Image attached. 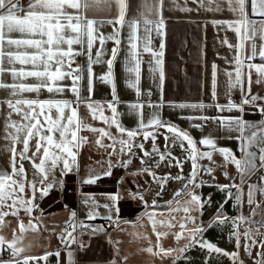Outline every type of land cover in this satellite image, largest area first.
I'll return each mask as SVG.
<instances>
[{
	"label": "snow or ice",
	"instance_id": "obj_1",
	"mask_svg": "<svg viewBox=\"0 0 264 264\" xmlns=\"http://www.w3.org/2000/svg\"><path fill=\"white\" fill-rule=\"evenodd\" d=\"M188 0H185V6H179L178 10L191 12L192 8L187 7ZM192 4L199 5L200 9L212 12H221L225 9L229 12L240 14V18L233 21H213V24L227 23L228 27L237 33L241 43L236 45L237 54L234 57L235 72H226L228 77V89L239 88L241 92V101L239 104L229 100L227 105H215L218 111L232 112L233 110L244 113L245 105L251 106L261 115L259 122H250L243 118V115L216 116L206 115L190 116L189 120L213 121L219 122V127L229 133L228 139H235L239 142L238 149L240 157L228 148H218L215 139L210 135L205 136L198 142L186 131L178 126L161 119L158 111L150 113L145 122L143 117V108L145 106L152 109H160L164 106L163 99L159 103H153L150 99L146 102L141 101V53L137 51V33L141 27L144 28L143 52L150 53L154 58L155 67L149 66L150 72H159L161 85L164 80V71L162 68L163 51L156 52L151 47L150 33L155 31L157 35H162L165 27L163 18L164 0H139L136 5L135 14L129 16L130 0H0V89L9 92V99L0 102V105H6L8 110L5 117V139L12 142L10 169L6 171L0 169V232L3 231L11 221L6 220L11 216L16 219L19 235L16 234L17 228L12 229L13 237L11 240L0 234V264H29L30 261L43 259L47 261L48 256L55 255L58 258L60 251L55 253H46L43 257L22 256L26 248L31 247L30 243L24 241V234L28 231H37L38 225L33 223L32 213L38 209L36 193L39 192L41 198L46 196L54 187H62V180L56 177V170L59 168L60 176H66L68 173L75 172L80 175L78 164L79 149L88 142V137L80 135L81 132H90L97 138L95 144L108 152L109 159L106 161H97L101 170L89 167L85 175L80 176L82 185H96L104 177L112 175V168L117 164L120 167L128 168L135 157V150L142 152L140 159L141 167L132 176L147 175L156 183L161 196L170 181H184L182 187L177 190L173 199L165 202L169 219L157 220L154 209L161 207L157 200L153 199L151 204L144 199V192H130L131 199L139 198L144 205V212L137 216L136 221L140 222L145 217L150 221L153 232L157 238L156 248L148 247L144 251L158 256L161 259L172 258V264H177L184 253L196 245L203 250L206 249L209 254L216 253L227 256L233 261V264H244L239 259V251L228 253L214 244L203 239L204 232L214 226H223L225 221L232 224V232L229 239L235 236L236 247L240 248L239 227L248 225L245 229L244 251L252 258L253 248L264 249V215L258 212L264 203V183L248 185L247 204L255 205L249 216L242 213L235 217H228L223 210V204L217 209L211 223L200 220L204 205L210 206L211 198L204 200L197 194L196 189L202 187L206 182L203 175H211L215 170V161L213 152H219L224 159L223 167L229 164L234 165L240 174L241 184L234 183V178L229 177L227 171L224 172L225 179L233 181L230 184L215 185L217 189L225 193V201L234 199L237 207L242 206L243 187L246 183L245 176H251L256 171L264 169V96L251 93V84L253 72L256 75L255 83L264 84V63H252L257 56L264 60V19L255 20L249 15L250 6L251 16L264 18V0H191ZM172 5H177V0H172ZM115 7V16L111 19H97L100 13H112ZM113 26V33L105 36L100 32V27L104 24ZM119 25V27H117ZM128 28V48L124 57V72L134 75V80L126 81V86L133 89L136 93V102L127 104L129 114L137 116V126L133 129L126 128L119 117L122 113L117 111V106L124 103L119 99L116 88L115 65L120 54V32L124 27ZM259 36L262 41L257 51L255 39ZM113 41L115 46L111 49L110 58L103 59L108 53L104 50L106 41ZM252 40L250 45L251 52L245 59H242L244 50V41ZM97 41L100 47L93 54L94 46ZM227 43V41H225ZM230 47H233L229 45ZM164 44H160V49ZM86 57V66L77 63V57ZM105 64L106 72L100 75L98 79L111 86V101H95L92 99L93 92V65ZM75 65V66H74ZM19 66V67H18ZM247 69V71H245ZM87 74V92L88 96L81 94V81ZM11 78V83L5 81V76ZM35 81L27 83L28 80ZM71 80V85L64 83ZM247 83V88H246ZM46 91L49 98L40 99V93ZM65 91H70L74 97L73 100L56 98L62 96ZM26 93H35L36 98H27ZM212 95L216 96V66L213 65L212 72ZM151 97V92H148ZM83 105L93 120H99L105 127H94L87 123L86 118L79 115V108ZM172 108H191L193 110H202L206 107L204 104H173L169 102ZM111 112V116L105 115V110ZM20 117L19 121L12 120V116ZM202 124H194L193 127L203 129ZM115 128L114 134L111 129ZM160 128H165L171 137L164 136L165 150L163 152L156 146L155 141L157 132ZM231 133H237L233 136ZM143 135L144 140L151 139L152 151L145 150L144 144H136L138 136ZM127 137L126 139L124 137ZM111 141L105 144L104 140ZM171 139V145L168 144ZM34 142V143H33ZM185 142L187 148H185ZM177 144L187 153L186 159L191 162V171L187 176L183 175V161L172 155L171 149ZM203 145L210 151H201L197 145ZM21 146L17 152V146ZM117 145L119 147L117 148ZM34 149V150H33ZM255 149V151H253ZM31 152V155L29 153ZM128 155L129 159L122 160L119 157ZM118 159L113 163L111 157ZM147 158V159H145ZM207 159L209 166H202L199 162ZM154 161L153 164L148 161ZM38 161V162H37ZM30 163L34 175L37 179H28L27 170L24 163ZM259 162V164L257 163ZM161 164L167 167H177L181 171L176 176L166 174L158 176L152 168H160ZM106 165V167H105ZM215 179V177H213ZM264 181V177L261 178ZM123 182V178H121ZM138 187H142L138 185ZM236 188L235 196L229 191ZM26 190L31 193L26 196ZM147 189H145V192ZM82 204L88 208L86 213L87 220H95L99 216L97 209L104 208L107 215L102 217L108 226L113 223L119 227L120 223H129L121 221L119 218V208L117 203L122 198V194L117 192L101 194L109 203L100 204L92 193H83ZM259 195L262 199L256 200ZM184 197L183 199H177ZM175 205V207H173ZM21 211L29 217L28 224L25 225L20 217ZM115 212V218L113 216ZM175 212H182L183 217L180 221L173 223L176 219ZM197 213L198 215H194ZM165 215L164 213L160 214ZM262 215L260 220L255 217ZM161 224L169 229L179 227V231L171 233L176 242L181 239L187 243L181 247L179 255L172 257V253L177 249H165L159 241L166 238L169 232H157V224ZM134 226V225H133ZM253 226L255 231H253ZM81 229V231H77ZM90 236L97 235L106 231L103 225H92L85 221L77 219V213H70L69 222L66 224L59 239L65 245L67 251V264H75L71 245L76 243L78 249L83 250L84 245L78 242V236L86 234ZM187 232V235H185ZM74 233H76L74 235ZM256 237H260L259 240ZM109 243L111 240L109 238ZM7 251L9 259L4 260L2 253ZM114 256L108 264H126L127 258H118L119 249L113 246ZM207 264V261H206ZM253 264H264V252H257L256 258H253Z\"/></svg>",
	"mask_w": 264,
	"mask_h": 264
},
{
	"label": "crops",
	"instance_id": "obj_2",
	"mask_svg": "<svg viewBox=\"0 0 264 264\" xmlns=\"http://www.w3.org/2000/svg\"><path fill=\"white\" fill-rule=\"evenodd\" d=\"M139 0H130V11L129 16L135 14L136 5ZM179 6H185V0H177V5H172V0H164L163 8V18L165 22V27L162 30V35H157L155 31L150 33L151 44L150 47L156 51H163V56L160 57L162 60V68L164 71V80L161 85L159 79V72H150L149 66L155 67L154 58L150 53L143 52V44L145 43L144 28L141 27L137 33L139 37L136 41L138 47L137 51L141 53V59L143 63L141 65V101L146 102L150 99L153 103H159L161 99L165 102L164 106L160 109H152L147 106L143 108V117L145 122L149 118V115L153 111H158L162 120L167 121L171 124L178 126L180 129L186 130L197 142L205 136H211L215 139L218 148H228L232 150L237 157H240V152L238 149L239 142L235 139H228L229 133L224 131L219 127V122H213L211 120L205 122L201 120H189L190 116H200L206 115L209 117L216 116H240L250 122H259L262 117L255 109L249 105H245V112L242 114L233 110L232 112L224 111L220 112L215 105H227L229 100L234 103L239 104L241 101V92L239 88L228 89V77L225 75L226 72H233V79L235 78V64L234 57L237 54L236 45L241 43L240 38L237 33L228 27L227 23L213 24V21H233L240 18L238 12L232 13L226 9L221 12L205 11L199 8V5L192 4L191 0H188L187 7L193 9L191 12H183L178 10ZM115 7H113L112 13H100L96 16L97 19H111L115 16ZM249 15L252 19L260 20L264 19L259 16H251L250 6L248 8ZM119 27V25H117ZM100 32L108 36L113 33V26L111 24L105 23L103 27H100ZM128 28L125 26L120 32V54L117 58L115 65V83L117 88V94L119 99L124 103L117 106V111L122 113L119 117L120 122L129 129H133L137 126L138 120L137 116L129 114L127 104L136 102V93L133 89L126 86V81L134 80V75L124 72L123 62L124 57L128 48L127 42ZM227 41V43H225ZM253 41H244V50L242 59H245L247 55L250 54V45ZM164 44V48L160 49V44ZM257 44V51H259L260 44L262 41L257 35L255 39ZM229 45L233 46L230 47ZM115 46L113 41H106L104 45V50L108 53L103 59L110 58L111 49ZM100 47L97 41L93 49V54ZM81 65L86 66V57L81 56ZM252 63H264L257 56ZM213 65L216 66V96L213 98L212 95V72ZM19 67V66H18ZM107 68L105 64H95L93 65V92L92 99L95 101H111L112 93L111 86L102 83L98 77L106 72ZM247 71V69H245ZM5 81L11 83V78L5 76ZM256 75L253 72L251 84V93L264 96V84L255 83ZM33 80H28L27 83H34ZM64 83L71 85V80H67ZM247 88V83H246ZM151 92V97L148 96V92ZM81 94L82 96H88L87 92V74L85 73V79L81 81ZM49 93L42 91L40 93V99L49 98ZM27 98H36L35 93H26ZM9 92L7 90L0 89V102L9 99ZM56 98H64L73 100L74 97L70 91H65L62 96H56ZM169 102L173 104H204L206 107L202 110H193L191 108H172L169 106ZM260 103H264L261 101ZM6 105H0V169L11 171L10 169V158H11V148L12 142L9 139H5V117L7 115ZM79 115L86 118L87 123L94 127H105L99 120H93L89 115L87 109L81 105L79 108ZM106 116H111V112L107 109L105 110ZM12 120L19 121L20 117L13 115ZM194 124H202L203 129L193 127ZM111 131L115 134L116 129L112 128ZM80 135L88 137V142L85 143L78 153V164L80 168V175L75 172L68 173L66 176L61 177L59 168L56 170V177L58 180H62L64 189L63 191L53 190L49 191L48 194L41 198L40 193H36V200L34 203L38 204V209L34 210L32 213L33 223L38 225L37 231H28L24 234V241L26 244L30 243L31 247L26 248V251L22 256H33V257H43L46 253H55L60 251L59 264H67L68 257L67 251L65 250V245L61 243L59 236L65 228L66 224L69 222L70 213L75 211L77 213V219L85 221L92 225H103L106 231L101 232L97 235L90 236L86 234L78 236V242L84 245L83 250L78 249L76 243L71 245V250L73 252V260L75 264H108V262L113 258V246L119 249L118 258L126 257V264H172V258L166 257L161 259L158 256L151 255L144 251L148 247H152L154 251H158L156 248L157 238L153 232L152 225L150 221L145 217L140 222L136 221L137 216L144 212V205L141 201L127 202L119 205V218L121 221H128L129 223H120L119 227L115 223L108 228L105 224V220L102 218L108 213L104 208H99V216L95 220H87L86 213L88 208L82 204L83 193H92L95 195L96 200L100 204L109 203L103 195L104 193L115 194L114 184L121 179L123 175H130V173L135 172L141 167L140 159L143 154L139 149L135 150V157L132 158L131 165L128 168L120 167L118 164L112 168V175L104 177L102 180L98 181L96 185H82L80 183V176L86 174L87 169L91 166L97 170H101L97 161H106L109 159L108 152L111 149L105 151L95 144L96 136L90 132H81ZM171 134L166 131L165 128H160L157 132V138L155 141L156 146L161 152L165 150V139L164 136ZM235 136L237 133H231ZM127 138L126 136L124 137ZM34 143V142H33ZM105 144L111 143L110 140L105 139ZM136 144L143 143L145 150L152 151V141L144 140L143 135H140L135 140ZM172 141L169 139L168 144L171 145ZM201 151H210L207 147L203 145H197ZM21 146H17V152L20 150ZM119 145H117V148ZM185 148H187V143L185 142ZM34 150V149H33ZM172 155L183 161V175L187 176L191 171V162L186 159L187 153L181 149L179 144L171 149ZM255 151V149H253ZM31 155V152L29 153ZM213 160L215 161V170L211 175L204 174L203 180L206 182L202 187L197 188V194L201 195L204 200L211 198L210 206L208 204L204 205L202 215H200V220L206 223H211L213 217L215 216L217 209L223 204V210L226 216L235 217L241 213L244 216H249L255 205L249 206L247 204V192L248 185L250 184H262L264 181L261 180L264 177L263 170L260 169L252 174L250 177L245 176L246 183L242 185L243 187V204L240 207L234 206V199H229L227 203L225 201V193L217 189L215 185L230 184L233 181L225 179L224 172L227 171L229 177L234 178V183L237 185L241 184L240 174L234 165L229 164L226 168L223 167L224 159L219 154V152H213ZM113 163L118 159L116 156L111 157ZM119 159L127 160L128 155L119 157ZM147 159V158H145ZM38 162V161H37ZM148 163L153 164L154 161L149 160ZM202 166H209L210 162L205 159L199 162ZM259 164V162H257ZM24 167L28 173V179H37L34 175L33 168L30 163L25 162ZM106 167V165H105ZM152 171L156 172L158 176H164L166 174H171L176 176L180 173V169L177 167H167L165 164H161L160 168H152ZM135 179L144 188V199L151 204L152 200H157L161 207L154 209L156 213L157 220H167L169 219L167 214V208L164 206L166 201L173 199L174 193L179 190L184 181H170L165 185V189L161 196H157V192H160L159 186L152 181V178L147 175L134 176ZM215 177V179H213ZM79 187L80 191H76V187ZM145 189L147 191L145 192ZM229 191L235 196L237 193L236 188H231ZM31 193L26 190V196H30ZM184 197H178L177 199H183ZM262 198L257 195L256 200L260 201ZM175 207V205H173ZM264 215V203L261 204V208L257 209ZM165 215L161 216L160 214ZM198 215L197 213H193ZM115 212L113 216L115 218ZM172 215L175 216L173 223L180 221L183 217L182 212H175ZM262 215L255 217L256 220H260ZM20 217L23 219L25 225L28 224L29 217L26 216L22 211ZM6 220L11 221L7 224L0 234L4 235L6 239L11 240L13 237L12 229L17 228V222L14 217H7ZM134 225V226H133ZM248 225H241L238 229L240 234V248L236 247L235 236L229 239V235L232 232V224L230 221H225L223 226H214L208 228L204 234L203 239L219 247L223 251L228 253H233L239 251V259L243 260L244 264H253V258H256L257 252H264V249L259 247L253 248L252 258L244 251V244L246 240L244 238L245 229ZM81 231V229H77ZM157 232H169L170 234L166 238H162L159 243L165 248L177 249L176 252L172 253V257L179 255L178 250L183 247L187 241L181 239L179 242L174 240L171 233L179 231V227H173L171 229L157 224ZM253 231L255 227L253 226ZM264 231V229H261ZM17 235L19 231L17 228ZM76 233H74L75 235ZM187 235V232H185ZM109 238L111 244L109 243ZM257 240L260 237H256ZM8 252L4 251L2 257L7 260ZM233 264V261L227 256L219 255L216 253H211L206 249H201L199 245L194 246L189 249L183 256L177 260V264ZM29 264H58V258L55 255L48 256L47 261L43 259H36L30 261ZM237 264L239 262L237 261Z\"/></svg>",
	"mask_w": 264,
	"mask_h": 264
},
{
	"label": "built area",
	"instance_id": "obj_3",
	"mask_svg": "<svg viewBox=\"0 0 264 264\" xmlns=\"http://www.w3.org/2000/svg\"><path fill=\"white\" fill-rule=\"evenodd\" d=\"M81 59L79 57H77V63H79L81 65ZM75 66V65H74ZM115 193L117 192H120L122 194V198L119 199L118 203L119 205H122V203H125V202H135V201H139L140 199L137 198V199H131L130 198V195L129 193L132 192V193H136V192H144V188L143 186L139 183V181L137 179H135L134 176L130 175L129 178H128V174L126 177H123V182H121V179L119 181H117L115 184ZM138 185L142 186V187H138ZM63 187H57L58 190L60 191H63ZM76 189L78 191L79 190V187L77 186ZM119 208H121V206H118ZM106 226L108 228H110L108 226V222H105ZM6 259L8 260L9 259V253L7 254V257Z\"/></svg>",
	"mask_w": 264,
	"mask_h": 264
},
{
	"label": "rangeland",
	"instance_id": "obj_4",
	"mask_svg": "<svg viewBox=\"0 0 264 264\" xmlns=\"http://www.w3.org/2000/svg\"><path fill=\"white\" fill-rule=\"evenodd\" d=\"M263 173H264V170H263ZM127 175H123L121 178H123V177H126ZM129 176L130 175H128V178H129ZM115 186V185H114ZM63 189H64V187H63ZM54 192L57 190V192H58V188L57 187H54L53 189H52ZM51 190V191H52ZM76 191H77V189H76ZM128 202H130V201H128ZM125 203H127V202H125Z\"/></svg>",
	"mask_w": 264,
	"mask_h": 264
}]
</instances>
